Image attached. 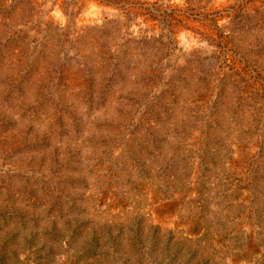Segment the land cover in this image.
<instances>
[{
	"label": "rangeland",
	"instance_id": "rangeland-1",
	"mask_svg": "<svg viewBox=\"0 0 264 264\" xmlns=\"http://www.w3.org/2000/svg\"><path fill=\"white\" fill-rule=\"evenodd\" d=\"M0 264H264V0H0Z\"/></svg>",
	"mask_w": 264,
	"mask_h": 264
}]
</instances>
